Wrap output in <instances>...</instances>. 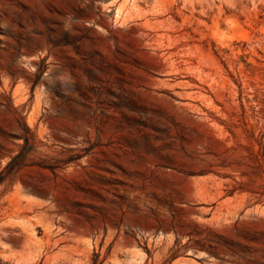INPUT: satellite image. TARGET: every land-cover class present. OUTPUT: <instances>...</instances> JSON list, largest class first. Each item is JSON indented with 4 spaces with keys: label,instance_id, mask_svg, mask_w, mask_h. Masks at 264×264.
I'll return each mask as SVG.
<instances>
[{
    "label": "rangeland",
    "instance_id": "374dc122",
    "mask_svg": "<svg viewBox=\"0 0 264 264\" xmlns=\"http://www.w3.org/2000/svg\"><path fill=\"white\" fill-rule=\"evenodd\" d=\"M0 264H264V0H0Z\"/></svg>",
    "mask_w": 264,
    "mask_h": 264
}]
</instances>
